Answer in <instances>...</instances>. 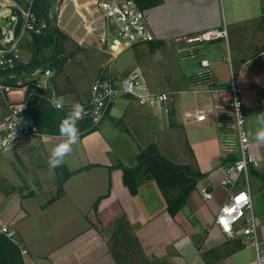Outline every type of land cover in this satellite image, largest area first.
<instances>
[{
	"label": "crops",
	"instance_id": "obj_1",
	"mask_svg": "<svg viewBox=\"0 0 264 264\" xmlns=\"http://www.w3.org/2000/svg\"><path fill=\"white\" fill-rule=\"evenodd\" d=\"M222 1L163 0L146 10H159V22L147 14L153 41L169 45L175 58L191 67L192 78L187 81L191 91L174 94L168 112L120 95L95 131L80 132L71 154L54 173L48 161L53 148L62 142L59 133L41 132L0 154V223L15 229L33 264H258L257 251L242 233L243 222L237 224L233 237L215 223L220 207L233 192L221 184L224 165L235 158L223 148V132L237 129L231 118L226 122L218 115V95L204 90L210 86L229 89L234 84L244 96L250 152L259 161L258 167L249 168V189L264 248V144L252 139L259 127L257 115L264 113V22L258 24L262 39L257 46L238 50L233 66L228 56L227 78L215 66L216 47L221 42L228 45V38L204 44L194 58L177 53L183 37L227 28ZM261 8L263 15L262 1ZM30 37L24 34L22 38V44L29 42L28 48ZM203 58L214 70L213 79L196 85L195 76L204 70ZM52 85L55 88V77ZM58 92L66 104L73 101L71 94ZM10 98L25 116L28 102L23 95L16 92ZM5 101L0 96V123L8 115ZM201 112L205 119L197 120ZM151 143L176 164L191 165L205 174L175 216L168 212L155 181L143 182L136 195L123 182L122 166L134 167L140 151ZM239 186L244 188L243 179ZM203 188L212 192L211 199L204 198Z\"/></svg>",
	"mask_w": 264,
	"mask_h": 264
},
{
	"label": "built area",
	"instance_id": "obj_2",
	"mask_svg": "<svg viewBox=\"0 0 264 264\" xmlns=\"http://www.w3.org/2000/svg\"><path fill=\"white\" fill-rule=\"evenodd\" d=\"M45 1L48 8L46 13L41 14L35 9L37 0H24V5L15 0H0V96L6 100L8 107V115L0 123V141L8 139L10 144L7 149L0 148V154L11 151L24 140L41 133L37 125L27 121L17 102L11 100L12 94L21 93L25 100L37 95L49 102L60 97L52 85L55 77L53 69L43 65L26 67L28 63L23 61L20 47L24 34L41 36L52 28L61 27V9L71 3L87 34L101 40L97 46L99 50L116 55L128 46L155 40L148 25L147 12L139 8L136 0ZM261 1L264 16V0ZM227 38L226 26L207 29L183 37L177 53L182 58H194L201 54L204 44ZM200 63L204 70L195 76L196 85L213 79L209 61L203 58ZM204 91L218 95L219 104L215 106L220 113L218 115L226 122L227 118H231L237 129V132H227L222 138L224 150L235 158L224 165L221 184L230 187L233 192L220 207L215 223L225 234L233 237L237 224L243 222L242 233L248 238L249 245L257 251L258 264H264L263 242L258 236L249 189V168L258 167L259 161L250 152L251 141L245 129L244 96L234 84L229 89L210 86ZM120 95L130 96L141 106L163 108L165 112H168L167 104L174 96L172 92L153 90L137 69L123 77H99L91 85L88 98L78 102L85 109L83 119H89L92 125L97 126ZM237 103L238 109L235 107ZM71 105L64 103L62 108L70 109ZM196 118L204 120L205 114L201 112ZM241 179L245 183L244 188L239 186ZM202 194L206 199L212 198V192L206 188L202 189ZM241 196L243 200L239 199ZM0 232L19 247L24 264H33L28 259V250L21 247L14 228L0 223Z\"/></svg>",
	"mask_w": 264,
	"mask_h": 264
},
{
	"label": "rangeland",
	"instance_id": "obj_3",
	"mask_svg": "<svg viewBox=\"0 0 264 264\" xmlns=\"http://www.w3.org/2000/svg\"><path fill=\"white\" fill-rule=\"evenodd\" d=\"M17 2L21 5L25 3L24 0H17ZM47 8L46 5H43L39 11L35 7L36 11L41 14L46 13ZM220 8L227 22L228 45L225 42L218 43L216 47L218 64H216L215 70L227 78V72L230 68V63L227 61L228 56H231V66H233L238 50L247 51L250 46L258 45L262 39L258 31V24L264 22V18L260 0H223L220 3ZM61 14L62 26L54 29V31L63 35L58 58H65L66 62L62 71L55 76V89H58L62 95L71 94L73 97L71 103L84 102L88 98L91 85L99 77H123L120 73L123 74L135 68L142 72L155 91L172 92L175 95L180 91H191L192 87H189L190 84L187 83L192 78L189 76L191 67L188 66V62L178 61L174 56L173 48L169 45L151 49L148 43H138L126 47L116 55H111L107 51L97 48L98 42L101 40H96L87 34L71 3L61 9ZM147 14L150 16L153 14L155 21L159 22V10ZM32 38L34 37L32 36ZM32 38L30 37L31 40ZM23 44L21 39L22 59L30 60L34 54V49L31 46L28 48L29 42L27 41ZM209 47L207 44L206 49ZM103 48L105 49L106 46ZM51 53L50 47L43 48L41 51L42 57L47 58L46 62L49 68L52 65L48 62ZM246 53L248 55V52ZM261 58L262 56L256 58L258 61L255 62L259 63ZM51 69L55 72L53 67ZM174 83L176 88L171 86ZM27 121L30 122L28 119ZM223 133L226 134L227 132ZM200 141L198 142L202 144ZM0 234L2 233L0 232ZM21 247L24 248L22 245Z\"/></svg>",
	"mask_w": 264,
	"mask_h": 264
},
{
	"label": "trees",
	"instance_id": "obj_4",
	"mask_svg": "<svg viewBox=\"0 0 264 264\" xmlns=\"http://www.w3.org/2000/svg\"><path fill=\"white\" fill-rule=\"evenodd\" d=\"M142 10H147L160 5L163 0H136ZM43 5L48 6L45 0H37L36 7L40 11ZM31 40L34 54L26 67L47 66V58L42 57L43 48L50 47L52 53L49 56V63L55 69V75L62 71L66 59L58 58L62 47L63 35L54 31V28L44 36H33ZM151 49L162 46L160 41L148 42ZM50 67V68H51ZM28 108L25 117L30 122L38 124L40 132L59 133V124L67 115L69 109H57L45 99L32 95L26 98ZM32 123V124H33ZM81 135L89 134L96 130L89 119H82L78 122ZM234 159V158H233ZM123 182L132 195H136L141 184L147 180L157 183L163 193L167 210L171 216H175L188 202L192 192L196 189L199 180L205 174L194 169L191 165H180L163 156L157 145L151 143L140 151L137 156V164L134 167L122 166ZM0 264H24L19 247L4 234H0Z\"/></svg>",
	"mask_w": 264,
	"mask_h": 264
},
{
	"label": "clouds",
	"instance_id": "obj_5",
	"mask_svg": "<svg viewBox=\"0 0 264 264\" xmlns=\"http://www.w3.org/2000/svg\"><path fill=\"white\" fill-rule=\"evenodd\" d=\"M51 105L57 109H61L65 103L63 97L53 98L50 101ZM235 107L238 109L239 104ZM85 115V109L82 104L78 102L72 103L67 115L62 119L59 124V135L63 138L62 142L57 144L49 156V170L53 173L55 169L60 167L64 158L71 154L73 146L77 144L80 138V130L78 128V122L83 119ZM257 123L259 127L252 135V139L256 144H264V113L257 115ZM15 133L13 134L14 139ZM10 146L9 140L4 139L0 141V148L7 149Z\"/></svg>",
	"mask_w": 264,
	"mask_h": 264
},
{
	"label": "snow or ice",
	"instance_id": "obj_6",
	"mask_svg": "<svg viewBox=\"0 0 264 264\" xmlns=\"http://www.w3.org/2000/svg\"><path fill=\"white\" fill-rule=\"evenodd\" d=\"M239 199L243 200V199H244V197H243V196H241Z\"/></svg>",
	"mask_w": 264,
	"mask_h": 264
}]
</instances>
